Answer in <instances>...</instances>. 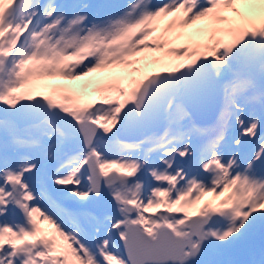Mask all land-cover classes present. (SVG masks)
Masks as SVG:
<instances>
[{"label":"snow or ice","instance_id":"obj_1","mask_svg":"<svg viewBox=\"0 0 264 264\" xmlns=\"http://www.w3.org/2000/svg\"><path fill=\"white\" fill-rule=\"evenodd\" d=\"M94 7L0 0V264H223L264 236V0Z\"/></svg>","mask_w":264,"mask_h":264},{"label":"rangeland","instance_id":"obj_2","mask_svg":"<svg viewBox=\"0 0 264 264\" xmlns=\"http://www.w3.org/2000/svg\"><path fill=\"white\" fill-rule=\"evenodd\" d=\"M88 2L90 4V0H88ZM108 10L105 13L109 12ZM146 55L151 56V55H158V54L147 53ZM147 66L148 67L145 68L144 72H143V74H145V75L150 73V72L155 71L156 69H159V71L164 72V71H167L171 67L170 64L169 65L149 64ZM103 75H104V73H94V74H91L90 77L85 78V79H83L81 81L68 82V81H64L62 79H56V80L52 81V83H56V84H69V83H72V84H74L75 88L78 91H81L83 93H87L90 96L91 100H94V99H96V93H95L94 90L99 84L103 83V80L101 79V77ZM42 226L43 227H47L46 225H42ZM237 242H239V245L237 246L236 250L232 254H229V255L227 254L228 250L232 247L231 246L228 249H225V250H223L221 252H218V254L216 252L208 253L206 255L205 259L212 260L211 257L213 255H217V256H219L218 259H220V261L223 262V264H226L225 260H229V263H227V264H230V262H231V264H244L245 261L251 260V258H248L247 256H242L240 254V251L246 250L247 247H250L252 245V243L255 244V246L258 248V250L260 252L259 230H257L253 234L252 233L249 234L247 236V238H244V239L242 238L241 240H239ZM254 258H255V255L252 256V259H254Z\"/></svg>","mask_w":264,"mask_h":264},{"label":"bare ground","instance_id":"obj_3","mask_svg":"<svg viewBox=\"0 0 264 264\" xmlns=\"http://www.w3.org/2000/svg\"><path fill=\"white\" fill-rule=\"evenodd\" d=\"M86 2V1H85ZM123 2V0H119V3H122ZM89 3V2H88ZM119 3H115L114 5H116V4H119ZM113 9H111L110 11H112ZM189 30H191V29H189ZM148 67V66H147ZM146 67V68H147ZM151 67V66H150ZM154 72H159V69H156ZM253 234V233H252ZM244 238H247V236L246 237H244ZM243 238V239H244ZM251 249V250H250ZM250 251V252H249ZM257 252H259V250H258V248L255 246V244L254 243H252V245L250 246V247H247V249L246 250H242V251H240V254L242 255V256H247L248 258H251L252 259V256H256V253ZM214 253V252H213ZM250 253V254H249ZM260 253V252H259ZM218 254V253H217ZM212 255V254H211ZM218 257L219 256H217V255H213L212 257H211V259L212 260H216V261H220V259H218ZM210 258V257H209ZM225 263L227 264V263H229V260H225Z\"/></svg>","mask_w":264,"mask_h":264}]
</instances>
